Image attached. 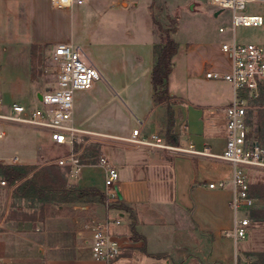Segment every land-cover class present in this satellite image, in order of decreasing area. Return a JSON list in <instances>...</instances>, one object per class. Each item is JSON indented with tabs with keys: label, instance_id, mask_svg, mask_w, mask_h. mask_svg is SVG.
Wrapping results in <instances>:
<instances>
[{
	"label": "crops",
	"instance_id": "obj_1",
	"mask_svg": "<svg viewBox=\"0 0 264 264\" xmlns=\"http://www.w3.org/2000/svg\"><path fill=\"white\" fill-rule=\"evenodd\" d=\"M152 1L84 0L63 10L52 8L50 0H0V50L15 61L4 59L1 71L12 74L1 72V84L24 87L18 99L39 102L42 90L31 74V47L71 42L102 74L90 88L75 90L74 121L109 136L91 135L76 144L82 160L78 170L54 160L53 171L56 166L60 171L57 179L37 182L44 191L21 193L18 182L6 184L8 193L0 205V256L9 264H264V194L252 191V186L264 188V178L250 180V192L257 198L251 210L254 220L237 240L223 234L232 226L230 186L207 185L211 180H228L231 174L230 164L208 154L223 148V108L230 101L231 86L203 74L204 61L220 54V43L233 37L231 22L223 24L227 35L221 34L219 25L213 38L195 44L177 39V24L173 33L177 49L166 80L175 98L167 131L166 105L153 99V46L160 36ZM165 1L177 22L183 13L191 18L201 9L212 12L206 0ZM214 11L216 16L219 12ZM250 13L262 14L258 28L264 27V7ZM260 89L261 125L253 127L264 139V79ZM0 96L2 101L9 97ZM135 127L144 137L157 134L171 146L191 144L204 153L134 145L125 138ZM35 136L30 153H0V163L34 167L31 175L52 150L63 149L66 154L69 149L52 145L46 128H35ZM101 153L119 173L115 186L119 200L108 207L92 194L99 190L103 196V168L97 162ZM73 185L86 188L85 195L74 201L61 200L57 191L47 190ZM104 220L110 221V238L118 244L111 262L91 249V226Z\"/></svg>",
	"mask_w": 264,
	"mask_h": 264
},
{
	"label": "built area",
	"instance_id": "obj_2",
	"mask_svg": "<svg viewBox=\"0 0 264 264\" xmlns=\"http://www.w3.org/2000/svg\"><path fill=\"white\" fill-rule=\"evenodd\" d=\"M84 0H50L54 9L67 10ZM213 10H231V31L233 37L220 43V54L206 59L203 64V74L207 79L224 80L231 86L230 101L224 106L225 137L220 152L208 154L231 166L230 178L216 179L207 182L210 188L230 186L231 196L229 206L233 211L232 226L223 230L225 236L234 240L245 235L253 217L252 208L257 198L250 192L248 172L251 170L264 171V139L255 132L251 119L254 108L261 94L260 84L264 79V46L255 42H239L234 39L237 25H261L263 15L246 13L247 2H264V0H206ZM224 31L225 26H220ZM50 57L54 61L55 76L52 87L41 91L40 105L29 106L12 101L4 103L0 96V122H14L46 128L51 141L55 144L68 146L66 154L55 159L58 165H69L75 170L82 162L80 151L76 144L84 142L91 135L109 137L106 134L87 130L74 121L75 90L90 88L102 77L97 66L83 58L82 51L71 42H57L51 45ZM5 132L0 129V137ZM122 139V138H121ZM125 140L134 145H144L157 148H169L182 153L199 152L192 148L171 146L165 143L157 134L150 138L140 135L139 128L131 130V136ZM203 152L204 151H200ZM199 152V153H200ZM97 162L103 168L104 188L103 200L105 207L119 200L116 184L118 169L104 154H99ZM6 180L0 175V184ZM118 220H114L117 223ZM109 220L93 223L91 226V249L95 256L107 262L115 259L118 244L110 238ZM0 264L9 261L0 256Z\"/></svg>",
	"mask_w": 264,
	"mask_h": 264
},
{
	"label": "rangeland",
	"instance_id": "obj_3",
	"mask_svg": "<svg viewBox=\"0 0 264 264\" xmlns=\"http://www.w3.org/2000/svg\"><path fill=\"white\" fill-rule=\"evenodd\" d=\"M205 2V0H201ZM205 4V3H204ZM264 3H258L256 1L247 2L246 8L243 12L250 13L253 11H259L264 6ZM207 6V4H206ZM152 12L160 19L163 25H166L169 20L166 15L170 16L168 11V6L165 0H154V6L151 8ZM190 14L183 13L178 16V30L176 32L177 39L179 41H187L192 42L193 44L198 41L208 40L213 38L214 34L218 33L217 28L219 25L224 26L225 24H229L231 22V15L227 11V9H223L219 11V13L215 16L212 12H206L205 9H201L193 14V17L190 18ZM155 16V17H156ZM156 17V18H157ZM171 17V16H170ZM175 18V17H174ZM224 24V25H223ZM263 28V29H262ZM258 28V25H238L236 27V34L238 35V41H252L257 42L264 45V27ZM228 31H224L221 34L227 35ZM50 48L51 46H32L31 47V74L38 80V89L46 90L53 86L54 84V76H55V67L54 61L50 57ZM6 58L7 62L14 63L13 56H8L0 50V66L3 69L4 59ZM5 71V70H4ZM4 71L0 69V73H4ZM7 75L12 74L11 71H5ZM11 72V73H10ZM6 85V87L4 86ZM24 90V87L13 84L12 82H8L7 84H1L0 79V93L3 98H7L4 100V103L8 101L17 100L21 103H24L29 106L40 105L37 103L28 104L22 99H18L17 94H21V91ZM5 93V94H4ZM6 101V102H5ZM261 102L257 101V107L254 108V117L251 119L252 127L257 125H261V113L262 108ZM263 114V113H262ZM3 126L0 125L5 131L4 136L0 137V153L13 154L14 152H18L21 150L25 153H30L33 149V143L36 141L35 136V126L29 124H21L14 122H4ZM258 129V128H257ZM256 132V131H255ZM264 132V127H263ZM261 133V132H260ZM38 134V133H37ZM264 136V134H263ZM262 137V136H260ZM52 145H55L52 144ZM56 147V146H55ZM65 151L62 149H54L51 153H48L44 158H42L39 163V168L35 171V179L37 182L41 184L43 182L48 181V178L57 179V174L53 171L52 166L53 161L56 157L62 155ZM1 162V161H0ZM51 163V164H50ZM44 168V169H43ZM58 167L56 166L55 169ZM48 176H47V175ZM249 180H257L260 178H264V171H249L248 172ZM53 180V181H54ZM38 183V184H40ZM7 182L1 186L0 184V205L2 206L3 201H5V195L8 193ZM252 191L255 193L264 194V188L261 187H253Z\"/></svg>",
	"mask_w": 264,
	"mask_h": 264
},
{
	"label": "trees",
	"instance_id": "obj_4",
	"mask_svg": "<svg viewBox=\"0 0 264 264\" xmlns=\"http://www.w3.org/2000/svg\"><path fill=\"white\" fill-rule=\"evenodd\" d=\"M154 6V1L151 2V8ZM169 22L163 25L153 14V21L157 33H159L160 41L153 46L154 63L151 71V81L153 84V99L156 103H164L166 105V126L167 131L170 128L172 121L171 103L174 101V96L171 95L166 88V80L171 71V57L176 52L177 43L173 37V33L177 27L176 18L166 15ZM34 167L23 164L0 163V175L8 184L18 182L17 192H24L26 189H35L40 191L44 187L39 186L35 179V173L30 172ZM44 169V168H43ZM56 174L60 171L54 169ZM47 175V174H46ZM48 176V175H47ZM48 191H57L60 194L61 200L74 201L78 197L85 195L86 188H80L77 185L71 187L62 186L61 188H47ZM92 194L97 196L98 200H102L103 196L99 190H93Z\"/></svg>",
	"mask_w": 264,
	"mask_h": 264
},
{
	"label": "water",
	"instance_id": "obj_5",
	"mask_svg": "<svg viewBox=\"0 0 264 264\" xmlns=\"http://www.w3.org/2000/svg\"><path fill=\"white\" fill-rule=\"evenodd\" d=\"M219 11H221V10H220V9H217V10L214 11V13L217 14ZM38 97H39V98L41 97L40 92H38Z\"/></svg>",
	"mask_w": 264,
	"mask_h": 264
}]
</instances>
